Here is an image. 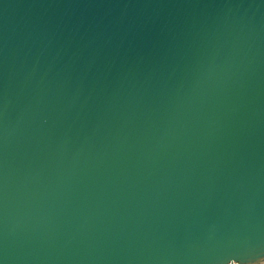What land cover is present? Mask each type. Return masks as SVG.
<instances>
[{
    "label": "water",
    "instance_id": "95a60500",
    "mask_svg": "<svg viewBox=\"0 0 264 264\" xmlns=\"http://www.w3.org/2000/svg\"><path fill=\"white\" fill-rule=\"evenodd\" d=\"M0 264H264V0H0Z\"/></svg>",
    "mask_w": 264,
    "mask_h": 264
}]
</instances>
